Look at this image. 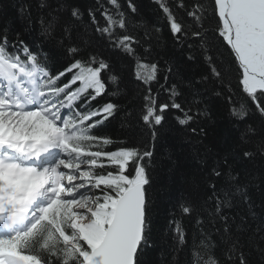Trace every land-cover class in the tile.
I'll return each instance as SVG.
<instances>
[{"label":"snow or ice","instance_id":"snow-or-ice-1","mask_svg":"<svg viewBox=\"0 0 264 264\" xmlns=\"http://www.w3.org/2000/svg\"><path fill=\"white\" fill-rule=\"evenodd\" d=\"M152 2L206 74L181 76L134 0L21 5L38 42L0 26V264H264V0H212L215 29L203 0ZM113 55L131 61L147 145L98 134L122 107ZM213 103L229 117L219 139ZM173 110L190 163L158 233L150 168Z\"/></svg>","mask_w":264,"mask_h":264},{"label":"trees","instance_id":"trees-1","mask_svg":"<svg viewBox=\"0 0 264 264\" xmlns=\"http://www.w3.org/2000/svg\"><path fill=\"white\" fill-rule=\"evenodd\" d=\"M76 2L83 8L87 7L91 0H76ZM121 2L123 3L124 0H121ZM134 2L138 8L135 21L143 22L149 27L159 25L163 28L161 37L166 45L164 54L166 58L172 57L176 61L184 79H196L202 73H207V67L202 57L198 56L195 62L185 63V56L173 44L162 13L159 12L158 6L152 0H134ZM203 2L209 9V19L205 27L215 29L216 20L211 13L212 0H203ZM169 3H172V0H169ZM25 4L32 6L33 15H35L36 0H0V26L8 24L10 28L22 31L24 38L29 43L38 42L39 37L35 31L31 33L23 32L24 21L18 16V8ZM177 15L182 16V13L177 12ZM85 20L87 21V16H85ZM215 43L220 51L224 53V59L227 60V51L219 44V41ZM112 59L118 61L116 67L122 77L120 85L122 93L117 94L114 102L119 103L122 107L114 118L105 122L102 131L98 134L110 136L118 142L127 141L129 144H135L136 146L147 145L150 143V133L147 126L140 120L142 100L140 99V93L136 91L137 86L133 83L131 61L115 55L112 56ZM63 62L64 57L62 55L55 56L52 60L53 70L60 67ZM231 82L235 99L242 103L246 102L243 95L235 87V73L231 77ZM212 109L215 113L213 116L215 124L212 126L213 138L219 139L228 136L229 117L226 106L213 103ZM179 115L180 113L174 110L165 113L164 131L156 141L153 165L150 168L153 179V220L158 233L164 230L168 219V209L171 208L181 194L180 173L187 171V165L190 163L188 159L190 149L184 144V131L176 121V117ZM117 146L120 145H113V147ZM171 161H175V167H173ZM185 222L187 223V221ZM153 257H155V254H153Z\"/></svg>","mask_w":264,"mask_h":264}]
</instances>
